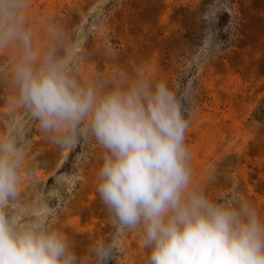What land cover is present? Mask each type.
Instances as JSON below:
<instances>
[{"label": "rangeland", "instance_id": "rangeland-1", "mask_svg": "<svg viewBox=\"0 0 264 264\" xmlns=\"http://www.w3.org/2000/svg\"><path fill=\"white\" fill-rule=\"evenodd\" d=\"M25 27L40 62L54 54L101 94L140 70L178 95L190 87L195 184L218 202L237 193L264 217V0H27ZM23 54L18 42L0 48V136H14L24 157L21 190L2 211L20 227L60 228L81 264H100L98 245L112 246L109 264H148L140 234L118 236L96 192L99 147L53 142L16 102Z\"/></svg>", "mask_w": 264, "mask_h": 264}, {"label": "clouds", "instance_id": "clouds-1", "mask_svg": "<svg viewBox=\"0 0 264 264\" xmlns=\"http://www.w3.org/2000/svg\"><path fill=\"white\" fill-rule=\"evenodd\" d=\"M26 7L27 0H0V48L18 42L24 53L13 72L16 102L53 142L99 147L95 188L118 236L138 232L148 264H264V217L254 204L237 193L218 202L194 182L182 103L191 88L178 95L143 70L127 87L102 94L84 87L54 54L40 62ZM23 169L16 138L0 136V264H81L60 228L40 219L20 227L2 211L17 198ZM92 254L109 264L113 248L98 245Z\"/></svg>", "mask_w": 264, "mask_h": 264}]
</instances>
